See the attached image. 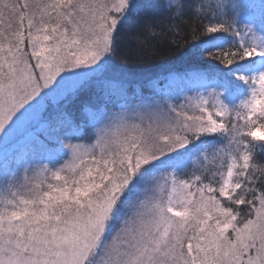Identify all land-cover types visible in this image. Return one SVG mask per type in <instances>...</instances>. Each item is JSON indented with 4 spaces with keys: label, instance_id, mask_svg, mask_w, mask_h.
<instances>
[{
    "label": "snow or ice",
    "instance_id": "6c2138e0",
    "mask_svg": "<svg viewBox=\"0 0 264 264\" xmlns=\"http://www.w3.org/2000/svg\"><path fill=\"white\" fill-rule=\"evenodd\" d=\"M140 7L0 0V264H264V0Z\"/></svg>",
    "mask_w": 264,
    "mask_h": 264
},
{
    "label": "trees",
    "instance_id": "16d2710c",
    "mask_svg": "<svg viewBox=\"0 0 264 264\" xmlns=\"http://www.w3.org/2000/svg\"><path fill=\"white\" fill-rule=\"evenodd\" d=\"M138 5L142 7L138 8L133 14V20L138 15H144L146 12L149 11L148 5L152 4H163L166 3L167 0H135ZM132 21H130V24ZM128 26H126L127 28ZM124 39L128 41L129 44L133 42L128 39V32L124 33ZM179 68L182 67L178 58L171 57L169 61H165L163 64H155L148 66L143 69L138 70H128L130 71L133 76L135 77L132 87L136 88L139 87L142 92L141 99L144 102H149L157 96H167L173 99L174 103H178L177 100L179 95L185 90L187 87L184 84L177 83L173 80L172 77L167 76V72L170 68ZM116 109H113L115 111ZM92 131L90 130L91 135L85 136L81 138H70V142L72 143H81V144H88L93 139ZM34 134L41 139L43 138V132L41 129L37 128L34 131ZM31 149V145L26 143L24 146L20 147V153L18 155H12L11 158H19L25 152H28ZM22 171V170H21Z\"/></svg>",
    "mask_w": 264,
    "mask_h": 264
},
{
    "label": "rangeland",
    "instance_id": "374dc122",
    "mask_svg": "<svg viewBox=\"0 0 264 264\" xmlns=\"http://www.w3.org/2000/svg\"><path fill=\"white\" fill-rule=\"evenodd\" d=\"M92 135H93V139L91 140V142L88 143V144H83V145L89 146V145H92L95 142V134H94V131H92ZM26 143H28V141H21V142L13 143L12 145H10L9 148L7 149V153L9 155V157L12 156V155H18L19 156L20 147L24 146ZM78 144H81V143H78ZM18 179L21 180V181L23 180V173H22V171L19 174Z\"/></svg>",
    "mask_w": 264,
    "mask_h": 264
}]
</instances>
